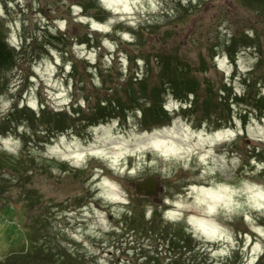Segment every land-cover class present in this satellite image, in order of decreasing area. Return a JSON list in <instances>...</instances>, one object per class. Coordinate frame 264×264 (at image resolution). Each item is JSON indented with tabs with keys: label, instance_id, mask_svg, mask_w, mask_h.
Segmentation results:
<instances>
[{
	"label": "rangeland",
	"instance_id": "374dc122",
	"mask_svg": "<svg viewBox=\"0 0 264 264\" xmlns=\"http://www.w3.org/2000/svg\"><path fill=\"white\" fill-rule=\"evenodd\" d=\"M244 35L246 45L233 47ZM0 38L19 57L0 97V150L56 161L46 169L37 161L24 189L7 180L0 187V260L28 249L39 218L57 252L78 251L83 264H136L147 255L168 264L177 251L202 264H264V113L254 108L264 98V9L243 0H0ZM162 50L180 54L202 84L244 96L233 108L216 102L224 126L202 121L198 108L182 111L173 95L164 99L171 112L152 128L134 105L126 118L110 108L98 126L79 120L76 111L104 114L99 71L142 79L158 71ZM20 101L37 117L50 107L45 119L63 129L49 144L45 123L6 122ZM34 134L41 144L24 137ZM149 177L158 181L153 197L136 189ZM136 213L147 221L158 213L169 231L183 227L189 246L174 251L134 229Z\"/></svg>",
	"mask_w": 264,
	"mask_h": 264
},
{
	"label": "trees",
	"instance_id": "16d2710c",
	"mask_svg": "<svg viewBox=\"0 0 264 264\" xmlns=\"http://www.w3.org/2000/svg\"><path fill=\"white\" fill-rule=\"evenodd\" d=\"M243 1L251 7L258 6L264 9V0ZM245 39L247 40V36L245 35L242 38H235L233 40V47L239 44L246 45L244 43ZM233 47L231 49H233ZM13 49H16V47L11 46L8 41L4 42V39L0 38V97L5 94L8 72L14 69L18 63L19 57ZM154 58L157 62L158 71L155 72L150 68L147 71L146 77L142 79H139V75L138 77H129L128 79L121 76L120 79L110 80L103 74L104 70L99 71L101 74V88L106 87V95L103 100L99 99L102 104L101 106H103V104L105 105L103 108L104 114L101 117L93 118L88 114H84L82 111H76V114L80 116L79 120L84 123L89 122L91 126H97L98 123L100 124L101 120H107L110 108H112L113 112L116 111V116L118 118H126L131 110L130 107L134 105L133 111H135L137 115L142 112V125L152 128L155 124H158L156 122L164 121L167 117V112L164 110L163 106L166 94L170 91L172 95L178 99H186L190 94H193L195 98L194 108H198L199 111L203 112L201 115L203 118L202 121L210 120L217 126H224V120L226 118L220 113L221 107L219 105L231 100L232 104H230V107L233 108V106H238L241 101H244V96L239 97L237 93L234 94L231 87L225 84L220 85L216 91L214 89V84L210 81H207L206 84H202L198 76L193 74L196 73L197 70L191 68L190 65L183 60V57L176 52L162 50L156 53ZM262 62L263 57L260 55L258 66L261 65ZM148 66H150V63ZM73 67L74 70L72 74H74V78H76L74 72L77 71L78 68L75 67V65ZM91 68L93 67H88V71H90ZM94 68L97 70V67ZM71 79H73L72 76ZM83 83L84 81L75 80V88L77 91L83 90ZM84 99L86 98L84 97ZM88 101L90 103L96 102V100ZM21 102L22 101L16 104L9 115H7L9 121L6 120V122L13 123V121L18 122L24 120L30 127L31 125L29 122L35 118L37 121L45 123L46 129L43 133L47 135V139L43 140H46V145L49 144L52 139L56 137L54 131L63 129L53 125L54 119H52V121L45 119V113L50 107L48 105H43L42 114L37 117L33 108L22 105ZM216 102H218L219 105H217ZM140 104H143V106H139ZM254 104L255 110H259L263 115L264 98L259 97L254 101ZM113 105L116 107L113 108ZM52 113V118L54 117L56 119L57 114L53 111ZM247 113L246 111L245 115ZM156 118L158 119L154 122ZM161 124L165 125V123ZM25 132L27 134V130ZM34 136L36 137V143L41 144L42 139L37 134L30 136L24 135V137L31 138L30 143L33 142ZM41 159L30 154L25 148L20 154L0 150V187L4 188V185H6L5 180H7L8 183H13L12 185H17L18 188L24 189L26 177L32 172L29 168L34 169L37 161L43 162L42 168L44 169H46L47 166L50 168L52 166L54 167V164H56L55 159L48 157ZM128 214L126 213L127 216L132 215ZM39 222L40 219L36 218L33 224L29 226L32 233L28 236V249L19 253H11L5 259L0 260V264H83L81 259L82 256L78 251L71 253L67 248L62 246L63 252L62 250L57 252L58 244L54 243L51 237L45 234L44 230L39 227ZM131 225L137 230L142 229L148 233L150 231L154 232L153 234L160 236L165 241L166 245L171 246L174 251L189 246L188 243L185 245V243L188 242V236H190L186 232L187 230L183 227L180 228V226H174L176 230L171 228L169 231L168 226L163 225L162 220L159 219L158 213H155L153 219L150 221H147L144 213H136V216L134 215V218L131 220ZM160 226L164 228V231L160 229ZM179 231L181 232V239L179 240L182 242L181 245L180 242L176 240V238L180 237L178 235ZM186 254L185 252L181 254L180 251H177L176 256L173 257L168 264H202L197 261V258H184ZM148 256L149 255L145 256L142 262L136 264H163L160 259L156 260Z\"/></svg>",
	"mask_w": 264,
	"mask_h": 264
},
{
	"label": "water",
	"instance_id": "95a60500",
	"mask_svg": "<svg viewBox=\"0 0 264 264\" xmlns=\"http://www.w3.org/2000/svg\"><path fill=\"white\" fill-rule=\"evenodd\" d=\"M138 194L153 197L158 193V181L155 177L146 178L136 184Z\"/></svg>",
	"mask_w": 264,
	"mask_h": 264
},
{
	"label": "bare ground",
	"instance_id": "6f19581e",
	"mask_svg": "<svg viewBox=\"0 0 264 264\" xmlns=\"http://www.w3.org/2000/svg\"><path fill=\"white\" fill-rule=\"evenodd\" d=\"M190 65V64H189Z\"/></svg>",
	"mask_w": 264,
	"mask_h": 264
}]
</instances>
